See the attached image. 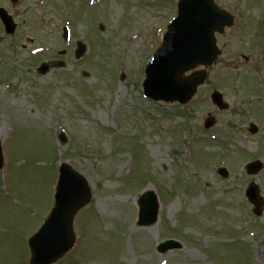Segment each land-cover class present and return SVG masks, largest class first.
Instances as JSON below:
<instances>
[{
  "label": "rangeland",
  "instance_id": "obj_1",
  "mask_svg": "<svg viewBox=\"0 0 264 264\" xmlns=\"http://www.w3.org/2000/svg\"><path fill=\"white\" fill-rule=\"evenodd\" d=\"M45 1L0 0L19 25L9 36L0 21V264H28L62 161L86 177L93 198L75 219V250L56 264H264V215L245 199L251 181L264 195V170H245L264 161V0H215L237 22L218 36L222 56L186 106L146 99L142 87L178 0ZM78 41L87 46L80 59ZM57 61L65 68L36 73ZM215 89L228 110L212 104ZM209 114L217 122L206 130ZM151 189L159 221L139 227L138 196ZM168 239L182 248L159 252Z\"/></svg>",
  "mask_w": 264,
  "mask_h": 264
},
{
  "label": "water",
  "instance_id": "obj_2",
  "mask_svg": "<svg viewBox=\"0 0 264 264\" xmlns=\"http://www.w3.org/2000/svg\"><path fill=\"white\" fill-rule=\"evenodd\" d=\"M5 23L11 26V18L1 14ZM233 18L221 11L214 0H182L179 3V16L169 26L163 44L156 51L152 61L146 68L145 95L154 100L188 102L195 94L198 85L206 79L204 72H197L190 77L185 73L198 65H211L219 54L214 33L222 32L225 26H231ZM13 31L14 26H11ZM84 53L81 46L77 51L80 57ZM50 69L43 65L41 73ZM213 101L221 108L222 96L213 94ZM2 164L0 154V167ZM255 172L260 164L251 165ZM60 181L56 193V206L43 228L30 244L32 248V264H52L61 258L74 243L72 223L75 214L83 208L91 198L86 180L67 165L61 167ZM257 210L264 201L257 197L255 186L249 193ZM141 225L156 221L159 204L156 195L148 192L139 200ZM257 212V211H256ZM180 248L175 242H168L163 250Z\"/></svg>",
  "mask_w": 264,
  "mask_h": 264
}]
</instances>
